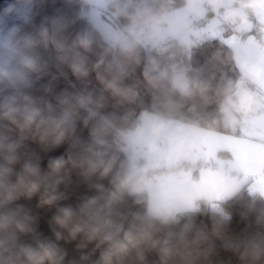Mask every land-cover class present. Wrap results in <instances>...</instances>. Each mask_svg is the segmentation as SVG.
I'll use <instances>...</instances> for the list:
<instances>
[{
	"label": "trees",
	"instance_id": "1",
	"mask_svg": "<svg viewBox=\"0 0 264 264\" xmlns=\"http://www.w3.org/2000/svg\"><path fill=\"white\" fill-rule=\"evenodd\" d=\"M185 0H111L119 29ZM26 7V14L18 9ZM85 0H0L11 64L0 75V264H264V196L242 186L210 208L158 217L130 191L120 134L147 111L232 133L242 74L220 40L115 51ZM1 49V47H0ZM181 68L185 89L174 81ZM67 111L70 117L62 118Z\"/></svg>",
	"mask_w": 264,
	"mask_h": 264
},
{
	"label": "crops",
	"instance_id": "2",
	"mask_svg": "<svg viewBox=\"0 0 264 264\" xmlns=\"http://www.w3.org/2000/svg\"><path fill=\"white\" fill-rule=\"evenodd\" d=\"M85 1L88 16L99 2ZM252 7L254 12L236 0H185L165 12L172 34L166 41L190 49L220 40L231 49L242 79L225 106L232 133L144 111L136 128L120 134L130 159L129 179L132 172L162 169L144 184L147 211L154 216L193 210L200 199L216 208L242 186L264 196V0H254ZM253 15L262 33L254 28Z\"/></svg>",
	"mask_w": 264,
	"mask_h": 264
},
{
	"label": "rangeland",
	"instance_id": "3",
	"mask_svg": "<svg viewBox=\"0 0 264 264\" xmlns=\"http://www.w3.org/2000/svg\"><path fill=\"white\" fill-rule=\"evenodd\" d=\"M97 1L99 4L96 2L94 10H90L88 16L94 25L97 28H100L102 34L104 33V37L111 43L115 51H120L125 48L132 39L139 40L146 47L159 48L161 51L165 48L166 39H168V37H172L171 30L168 29L169 26L166 25V13L155 15L149 19L132 24L126 34L119 29L115 21V12H111L108 9V2L110 0ZM243 2L251 7V0H243ZM18 14L25 15L26 7L22 6L19 8ZM204 24L205 22L203 25ZM0 47V75L20 74V78L22 80H26L22 72L18 71L14 67L13 63L11 64L10 55L12 52V46L8 40V32L6 30L0 31ZM173 74L174 81L180 88L185 89L187 79L184 75V70L181 68L175 69ZM61 117L68 118L70 117V113L63 111L61 113ZM160 173H163L161 168L158 171L147 168L146 171H139V175L132 172V177L127 182V185L130 187V191H144V184L147 181L146 179L151 175ZM211 208L214 207L211 206Z\"/></svg>",
	"mask_w": 264,
	"mask_h": 264
},
{
	"label": "built area",
	"instance_id": "4",
	"mask_svg": "<svg viewBox=\"0 0 264 264\" xmlns=\"http://www.w3.org/2000/svg\"><path fill=\"white\" fill-rule=\"evenodd\" d=\"M239 4H241V5H243L244 6V8H247V9H249V11L250 12H254V9H253V7H252V2L254 1V0H251V2H250V5H251V7H249L248 5H246L244 2H243V0H236ZM246 5V6H245ZM253 14V13H252ZM254 16V15H253ZM205 17H206V14H205ZM254 20V28L256 29V31L258 30L259 31V33H262V31H263V28H262V26H261V24H259V22H258V19H257V16H254V18H253ZM198 21H200V19L198 20ZM197 25H196V23H193V28H195Z\"/></svg>",
	"mask_w": 264,
	"mask_h": 264
}]
</instances>
